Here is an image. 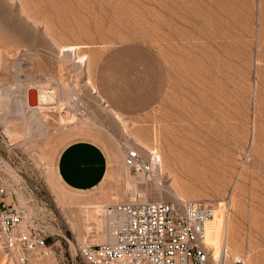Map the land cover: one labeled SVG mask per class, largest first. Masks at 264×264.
<instances>
[{
    "label": "rangeland",
    "instance_id": "obj_1",
    "mask_svg": "<svg viewBox=\"0 0 264 264\" xmlns=\"http://www.w3.org/2000/svg\"><path fill=\"white\" fill-rule=\"evenodd\" d=\"M157 115L190 126V147H212L211 168L177 177L168 148L153 140ZM78 140L108 159L103 184L88 193L55 180L59 151ZM154 147L161 174L125 167L126 176V151L138 149L149 166L144 150ZM1 186L66 264H84L78 248L107 238L108 218L103 209L100 222L82 226L78 206L62 208L53 190L115 194L117 205L180 198L221 206L230 255L264 264V0H0Z\"/></svg>",
    "mask_w": 264,
    "mask_h": 264
},
{
    "label": "built area",
    "instance_id": "obj_2",
    "mask_svg": "<svg viewBox=\"0 0 264 264\" xmlns=\"http://www.w3.org/2000/svg\"><path fill=\"white\" fill-rule=\"evenodd\" d=\"M123 161L134 174L149 172L137 149L127 150ZM7 197V190L1 186L3 264H36L45 259L66 264L48 245L47 234L34 221H27L20 208L6 203ZM114 210L122 213L124 220L112 226L111 242L78 248V257L84 264H246L243 258L229 257L224 246L215 256L206 242L204 228L213 210L202 202H134L120 204Z\"/></svg>",
    "mask_w": 264,
    "mask_h": 264
},
{
    "label": "bare ground",
    "instance_id": "obj_3",
    "mask_svg": "<svg viewBox=\"0 0 264 264\" xmlns=\"http://www.w3.org/2000/svg\"><path fill=\"white\" fill-rule=\"evenodd\" d=\"M68 48H71V47H68ZM71 50H72V48H71ZM75 50H76V48H75ZM69 51L70 50H68V52ZM65 52H67V51H65ZM61 53L63 54V52H61ZM77 58L79 61L77 64H80V62H83V57H77ZM70 94H71V91L65 90L64 94H63V99L65 100L66 104H68V105L70 104L71 106H74L75 100H77V99H71ZM38 95H39L37 97L38 100L45 98L44 95L43 96L41 94H38ZM25 109H27V108L25 107ZM31 110L33 111V110H35V108H31ZM109 113L113 118L118 119V117L116 116L115 113H113V112H109ZM16 114L19 117H22V115H24L23 106H22V108L16 109ZM155 117L156 116H154L153 119ZM158 117L159 118L154 119V121L158 124V126H157V128L154 129L153 140L155 142V145H157V143H159V144L163 143L164 145H166V148H168V156H169L170 161L172 162V166L170 167V169L175 173V175H179L177 177L181 176L183 178V177L192 176L195 174L199 175V173L207 171V169L211 168V163L209 161L210 160L209 151H210V155H212L213 151H214L212 147L207 146L208 148H206V149H201L199 147L193 148V145H192V147H190L189 146L190 143L192 144L193 141L194 142L196 141V139L194 138V135L192 133L193 130L191 128H189L190 126L188 127V126H186V124L180 125L179 124L180 122L177 121L175 118H172V117L168 118V120H166L167 123L165 122L166 124L164 125L163 124L164 120H163L162 116L159 115ZM175 122H177L178 125H174L173 123H175ZM127 125H128V123L126 122L125 126H127ZM29 130H30V125L27 124L25 127L26 133H28ZM178 148H180V149H178ZM144 151H145L146 155L148 156L149 172L154 173V175H155V172L160 173L161 168H162L164 163L161 160V155L159 154L158 148L154 147V148H150V150L147 149ZM161 163H163V164H161ZM123 165H124V161H123ZM126 169H128V168L126 167ZM156 190L158 192L160 191V189H156ZM132 193H136V191L132 190ZM174 195L176 198L181 197L177 194H173V196ZM177 199H180V198H177ZM133 201L135 202V200H133ZM109 207L110 208H104V210H105V213H106L107 218H108L107 219L105 216V219L108 220V222H107L108 227L107 228L110 229V232H109L108 237H107V241L111 242L113 239L112 226L120 224L124 220V216L122 213H118L114 210V208L116 206H113V207L109 206ZM90 208L96 209L97 210L96 213H98L99 210H101L98 206H95V205L93 207H90ZM223 211L224 210L221 206L217 207L216 210H213L212 218L210 220H207L204 222L206 242L209 245H211L212 249L214 250L215 256H217V253H219L221 251L222 246H224L225 250H226V254L229 257L241 258V257L230 255L231 254L229 251L230 248L228 247L229 246V242H228L229 226H227L228 222L226 221L225 226L223 228H220V220H218V217H216V216H218V214L223 215ZM115 212L118 214H116ZM118 217H119V219H118ZM78 219H79V217H78ZM76 221H79V220H76ZM80 223H82V222H80ZM76 224H77V222L75 223V226H76ZM78 224H77V226H78ZM72 225H74V224L72 223ZM80 226L81 225H79L78 227H80ZM81 228H82V226H81ZM235 240H236L235 234L233 232L230 242L232 243V248L237 250L236 248L238 247L237 246L238 244ZM218 241H219V244H218V247L216 248ZM253 261H254V259L251 258V264H253ZM245 262H246V260H245ZM254 262L256 263V260ZM0 264H3V258H2V261L0 262Z\"/></svg>",
    "mask_w": 264,
    "mask_h": 264
},
{
    "label": "crops",
    "instance_id": "obj_4",
    "mask_svg": "<svg viewBox=\"0 0 264 264\" xmlns=\"http://www.w3.org/2000/svg\"><path fill=\"white\" fill-rule=\"evenodd\" d=\"M50 145L51 143L45 148L50 147ZM54 168L55 180H58L64 189L70 193H88V191L94 190L103 184V180L108 174V159L104 150H101L96 143L90 140H78L70 142V144L61 148L56 158ZM124 172L125 175L128 176V171L126 173L125 166ZM125 190L129 192L127 182L125 184ZM53 193L55 199H57L62 208H71L70 206L73 204L78 206V215L82 220V226L86 225L89 219L92 218L100 222L105 206H119L117 205L118 203H116L119 197L115 196V194L111 196L105 193L100 195L99 198L89 196L88 199H84L76 198L73 195L68 196L62 193L59 194V192L55 193L54 190ZM104 199L108 202L106 203L103 201ZM94 205L101 209L98 213H95L93 209L90 208ZM102 223L105 222L102 221ZM99 226H101V224ZM105 229L107 233L110 232L107 225H105L103 230ZM103 232L105 233V231ZM98 241V244H105V242H108L107 238H100ZM40 263L45 264L43 261Z\"/></svg>",
    "mask_w": 264,
    "mask_h": 264
},
{
    "label": "water",
    "instance_id": "obj_5",
    "mask_svg": "<svg viewBox=\"0 0 264 264\" xmlns=\"http://www.w3.org/2000/svg\"><path fill=\"white\" fill-rule=\"evenodd\" d=\"M35 99H36L35 91L34 90L29 91L28 98H27V104L34 105L36 103Z\"/></svg>",
    "mask_w": 264,
    "mask_h": 264
}]
</instances>
